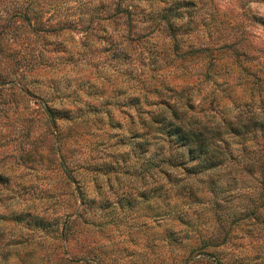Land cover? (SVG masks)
Returning <instances> with one entry per match:
<instances>
[{
	"label": "rangeland",
	"instance_id": "374dc122",
	"mask_svg": "<svg viewBox=\"0 0 264 264\" xmlns=\"http://www.w3.org/2000/svg\"><path fill=\"white\" fill-rule=\"evenodd\" d=\"M192 1L173 20L186 27L173 42L166 32L143 33L135 0H0V264H203L213 250H198L201 242L225 231L221 255L264 264V229L238 219L261 191L256 173H186L168 165L166 142L138 160L133 152L138 113L128 98L135 94L142 110L160 99L179 105L199 81L202 91L191 94L196 117L214 84L228 95L208 104L209 113L264 102V0ZM122 45L127 56L113 57ZM169 87L184 90L178 96ZM44 102L80 118L59 122L68 127L59 149ZM148 160L156 166L136 174ZM100 163L107 166L98 170ZM77 185L96 199L80 216L71 194ZM141 189L152 196L138 198ZM70 211L75 233L62 240L51 229ZM34 216L49 220L48 229L28 222ZM88 249L91 259L82 255Z\"/></svg>",
	"mask_w": 264,
	"mask_h": 264
},
{
	"label": "trees",
	"instance_id": "16d2710c",
	"mask_svg": "<svg viewBox=\"0 0 264 264\" xmlns=\"http://www.w3.org/2000/svg\"><path fill=\"white\" fill-rule=\"evenodd\" d=\"M158 4L161 6H159L157 10H153L154 7H158ZM191 6H193L192 0H173L170 3H167V0H135L134 8H137L138 11L133 13L136 23L140 25V29L144 31V34L160 31L166 32L169 33L172 41L175 42L177 38V35L174 34L175 30L184 31L186 27L181 24L175 26L173 20L180 19L181 10H185ZM123 12L126 13V16L128 15L127 10H123ZM181 34L180 32L178 35L180 36ZM118 56H127L125 45L120 46L119 50L113 52V57ZM200 85H202V83L199 81L198 87L196 88L194 85H190L183 98V102L179 103V105L176 104L175 100L169 102L168 100L160 99L157 103L153 104L156 108L150 110H142L140 107V95L135 94L134 96H130L128 98L132 101L130 105H134L138 113L136 121H132V124H135V128L131 130L133 152L136 154L138 153V160L139 157L143 156L148 151L149 146L156 145L161 148L162 142H166L172 150L166 157V161L170 162L168 165L180 167L186 173H205L217 169L220 171L225 170V173H227L238 168L240 171L243 170L251 175L256 173V176L259 177L258 182H260L261 191H257V196L255 198L248 199L247 204H245L239 212L241 217L238 219L248 222L254 229L263 230L264 102L262 98L258 100L256 105L254 102L244 101L238 106L239 108H237L235 112L230 109L225 114L220 113L217 115L216 112L209 113L208 110L210 111L211 109L208 104L215 103V105H217L222 98L228 95V92L224 91L225 88H218L214 84V86L212 85V88L208 90V92H204L202 97L198 100V117H196L191 113L194 107L191 102V94L192 90H198V93L201 92L202 87ZM168 90L172 94L179 96L184 89L180 88L176 90L169 87ZM180 99L181 98H179L178 101H180ZM206 99L209 101L205 107V103L202 102H205ZM42 108L46 122L53 128H56L55 141L56 148L59 149L65 139L63 132L65 129L68 130L65 123L63 124L62 122L61 126L59 122L68 121V123H71L74 122L75 119L80 118L78 116H73V111L68 108H54L46 104V102L42 103ZM226 108L229 107L225 106L224 109ZM56 121H58V123H56ZM249 151L254 154L256 153V155L253 158L249 157L247 155ZM151 163V160H148L145 164H138L136 174L140 173L139 175H144L147 170L156 166V164ZM58 165L62 166L61 162H59ZM106 166L107 164L100 163L97 169L101 170L102 167ZM61 170H63L62 167ZM63 173L66 179L70 181L71 176L69 173L67 171H63ZM2 181L3 176L0 174V182ZM73 181L78 182L77 179H73ZM231 181L233 183L235 182V180L232 179ZM227 184H229V182ZM208 185L209 191H216V186L212 180H209ZM77 186L78 187H75L73 191H71V194L74 196L77 207H82L74 212L77 216H80L83 212H86L85 205L89 207L88 210H91L90 205L95 203L96 199L95 196H91L90 198L86 197V193L82 190V187H80V185ZM96 189H99V186H97ZM252 190L256 191L255 188ZM147 193V190L141 189L137 192L136 196L141 199H147L149 196H152V194L147 196ZM124 198L128 200L130 197L126 193L124 194ZM106 204V200L98 201L96 207L99 211L105 212ZM216 204L217 202H215V205ZM72 213L71 211L65 213V217L60 225L56 224L55 228L51 229V231H57V237L62 240H66L68 236L75 233V228H71V222L68 223V216ZM95 214L96 213H92V216ZM113 217L112 215L109 219H115ZM97 218L99 221L105 219L104 213H98ZM236 220L235 215H232L230 222ZM28 222L39 225L40 229L46 227L45 230H47L49 227V220L44 219L43 216H34ZM205 239L204 242H201L198 250L200 248H211L213 251L209 252L208 258L200 259L201 263L238 264L237 260L221 255L226 251L224 246L228 241V231H225L222 235H208ZM91 252L92 251L88 249L82 255L86 259H91L94 257ZM99 261H102V259ZM261 262L260 260H256L251 264H261ZM187 263L188 262L183 260L176 264Z\"/></svg>",
	"mask_w": 264,
	"mask_h": 264
}]
</instances>
